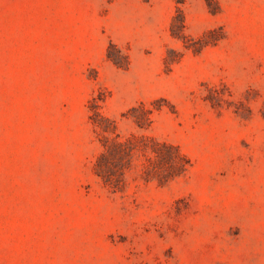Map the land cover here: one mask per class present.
Returning a JSON list of instances; mask_svg holds the SVG:
<instances>
[{"label": "rangeland", "instance_id": "rangeland-1", "mask_svg": "<svg viewBox=\"0 0 264 264\" xmlns=\"http://www.w3.org/2000/svg\"><path fill=\"white\" fill-rule=\"evenodd\" d=\"M0 264H264V0H0Z\"/></svg>", "mask_w": 264, "mask_h": 264}]
</instances>
